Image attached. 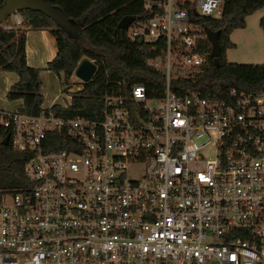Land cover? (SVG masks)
Wrapping results in <instances>:
<instances>
[{
    "label": "built area",
    "instance_id": "2783aa9c",
    "mask_svg": "<svg viewBox=\"0 0 264 264\" xmlns=\"http://www.w3.org/2000/svg\"><path fill=\"white\" fill-rule=\"evenodd\" d=\"M140 5L124 30L164 71L158 93L115 80L97 118L0 108L27 153L24 184L0 192V264H264V92L170 87L202 70L194 18L223 0Z\"/></svg>",
    "mask_w": 264,
    "mask_h": 264
},
{
    "label": "trees",
    "instance_id": "16d2710c",
    "mask_svg": "<svg viewBox=\"0 0 264 264\" xmlns=\"http://www.w3.org/2000/svg\"><path fill=\"white\" fill-rule=\"evenodd\" d=\"M49 1L64 11L74 26L72 30L60 26L39 10L29 8L18 10L24 27L45 28L54 37L56 51L45 62V68L54 71L57 76L62 72L64 77H67L81 58L86 57L95 64L90 79L81 81L80 88L70 93L69 105L66 107L58 103L50 105L57 114L99 117L102 109L101 95L115 80H118L122 87L133 81H141L148 89L153 88L155 93L162 89L163 76L145 62V58L151 54L146 44L128 38L126 31L117 27L118 19L124 14L144 15L140 0H90L76 12L68 7L72 4L71 1L66 5L65 0ZM259 7H264V0H223L219 17L201 15L194 18L206 33L207 31L217 33L220 53L216 57L207 54L201 71L191 78L172 79L170 87L201 90L207 86L227 83L264 92V61L232 62L226 60L223 55L224 50L234 44L229 39L230 31L244 26L245 16ZM1 24L0 69L13 71L17 75L16 80L7 88L5 96L8 99H21L18 110L36 114L40 111L42 100L39 91V68L30 66L25 61L24 28L17 32L18 26L14 29H5ZM259 25L264 29V14L259 18ZM200 42L204 50L210 51V40L207 35L201 38ZM8 131L0 125V136ZM26 156L25 151L13 148L9 141L6 144L0 143V192L14 190L24 184L22 165Z\"/></svg>",
    "mask_w": 264,
    "mask_h": 264
},
{
    "label": "rangeland",
    "instance_id": "374dc122",
    "mask_svg": "<svg viewBox=\"0 0 264 264\" xmlns=\"http://www.w3.org/2000/svg\"><path fill=\"white\" fill-rule=\"evenodd\" d=\"M71 1L68 7L76 12L87 5L90 0H68L64 1L66 5ZM264 14V7H259L245 16V24L242 27L233 28L229 33V39L234 43L233 46L224 50V58L232 62L256 63L264 61V29L259 25V18ZM23 23H20L17 32L23 30ZM43 71L39 75V91L42 95V104L47 103V97H54L55 103H63L67 100V94L79 89L81 80L75 75L74 71L67 77L60 72L57 76L52 70L45 66L41 67ZM7 71V72H6ZM0 69V107L13 110L16 108V100L8 99L5 96L10 82L13 80L14 72ZM66 88V89H65Z\"/></svg>",
    "mask_w": 264,
    "mask_h": 264
},
{
    "label": "water",
    "instance_id": "95a60500",
    "mask_svg": "<svg viewBox=\"0 0 264 264\" xmlns=\"http://www.w3.org/2000/svg\"><path fill=\"white\" fill-rule=\"evenodd\" d=\"M34 9L39 10L45 15L51 17L57 24L64 27L67 30H72L74 26L72 23L67 19L66 14L64 11L54 6L50 3L49 0H2L0 3V23L12 12L18 11L20 9ZM132 14H124L122 15L117 21V27L125 29L127 24L133 19ZM207 37L210 40V51L209 55L212 57H216L220 53V48L217 43V33L213 31H207ZM138 43L141 42L140 38L136 39ZM95 70V64L92 60L84 57L81 58L75 68L73 69L75 75L81 81H86L90 79L91 75ZM164 71L161 70V74ZM8 134L6 133L0 139V143L6 144L7 143Z\"/></svg>",
    "mask_w": 264,
    "mask_h": 264
},
{
    "label": "crops",
    "instance_id": "0c3cea01",
    "mask_svg": "<svg viewBox=\"0 0 264 264\" xmlns=\"http://www.w3.org/2000/svg\"><path fill=\"white\" fill-rule=\"evenodd\" d=\"M24 28V51H25V61L28 65L33 67H38V74H42L41 67L45 66V62L49 60L56 51L54 37L49 33V31L45 28H31V27H23ZM7 72V71H6ZM13 72V71H12ZM11 71L9 73H12ZM15 73V72H14ZM17 78L16 73L13 76V80L10 82H14ZM7 89V87H5ZM16 108L17 109L21 104V99L16 98ZM47 103L46 106L50 103L56 102L54 97L50 96L46 98ZM2 109H7L4 107H0ZM9 110V109H8Z\"/></svg>",
    "mask_w": 264,
    "mask_h": 264
}]
</instances>
